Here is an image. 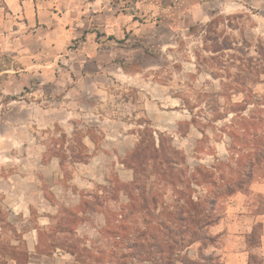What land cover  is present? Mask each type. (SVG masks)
Returning <instances> with one entry per match:
<instances>
[{
    "label": "rangeland",
    "instance_id": "obj_1",
    "mask_svg": "<svg viewBox=\"0 0 264 264\" xmlns=\"http://www.w3.org/2000/svg\"><path fill=\"white\" fill-rule=\"evenodd\" d=\"M36 1L27 15L21 0H11L8 16L11 43L23 36L16 43L27 47L29 64L37 66L27 69L35 76L23 79L27 86L20 103L0 92V206L25 246L26 241L34 244V251L26 247L32 255L27 264H135L134 258L121 259L123 246L107 234L111 213L127 197L122 189L101 187L132 180V170L122 163L139 140L136 131L143 129V120L165 135V147L170 138L184 152L190 169L213 166L216 177L231 175L228 138L191 125L189 108L193 115L211 117L210 112L233 109L245 97L254 101L259 96L264 103V74L259 79H214L197 71L198 39L188 29L205 24L213 14L240 15L232 20L237 28L231 36L252 44L263 41L264 0ZM231 81L244 86L236 85L238 92L222 91L220 84ZM259 108L248 105L245 112ZM85 127L102 134L96 150ZM73 131L89 154L95 151L87 163L65 160L61 167L40 142L62 140L63 134L66 146ZM191 188L194 195H203L206 187ZM169 195H164L166 203ZM227 198L219 204L220 216ZM38 229L44 232L40 250L45 254L35 250ZM50 243L62 246L51 250ZM199 253L194 243L175 264H181L184 254L197 259ZM249 257L248 264H264V255L251 252Z\"/></svg>",
    "mask_w": 264,
    "mask_h": 264
},
{
    "label": "trees",
    "instance_id": "obj_2",
    "mask_svg": "<svg viewBox=\"0 0 264 264\" xmlns=\"http://www.w3.org/2000/svg\"><path fill=\"white\" fill-rule=\"evenodd\" d=\"M240 17L213 14L205 24L189 27V35L198 39L195 52L197 71L214 79L224 76L225 79H259L264 74V40L259 39L252 44L243 39L237 41L231 36L230 31L237 28L232 20ZM232 69L236 71L232 73ZM220 85L221 90L227 92H238L236 85L244 86L236 81ZM255 98L250 101L245 97L233 109L222 113L210 112L211 117L202 113L193 115L192 108H189L191 125L202 130L215 129L220 133H215L216 137L222 135L228 138V151L232 155L227 161L234 165V169L226 178L216 177L213 166L197 165L190 169L184 152L172 146L170 138L165 147V135L152 129L148 121H142L143 129L136 131L139 140L122 163L132 170V180L101 187L109 188L112 192L122 189L128 200L119 211L111 213L114 218L107 225V234L124 248L122 260L131 257L135 264H175L183 250L198 243L201 252L198 258L191 259L184 254L181 264H221L214 254L203 253L215 244L216 237L210 233V227L221 217L217 212L221 200L243 191L255 179H264V109L259 108L264 107V103L261 97ZM8 99L15 101L13 97ZM248 105H254L259 110L245 112ZM226 119L227 122L218 129L214 126ZM85 128L96 150L102 134L95 127ZM71 136L66 146L63 134L62 140L50 138L49 141L40 142L45 147V154L57 157L61 167L65 160L69 163H87L95 151L89 154L81 137L77 138V132L73 131ZM152 176L156 181L149 182ZM217 180L221 183H217ZM193 185L206 187L205 193L194 195ZM168 192L170 202L166 203L163 198ZM37 231L36 253L45 254L40 250L44 232L40 229ZM254 238L257 244L260 239L258 227L253 229L249 240ZM59 246L62 245L50 243L47 248ZM75 248H69V252L73 254ZM31 257L19 232L7 220V213L0 206V264H5L7 260L27 264ZM119 264L127 263L122 261Z\"/></svg>",
    "mask_w": 264,
    "mask_h": 264
},
{
    "label": "crops",
    "instance_id": "obj_3",
    "mask_svg": "<svg viewBox=\"0 0 264 264\" xmlns=\"http://www.w3.org/2000/svg\"><path fill=\"white\" fill-rule=\"evenodd\" d=\"M27 15L30 7L35 10L36 0H21ZM11 0H1L0 3V79H5L0 84V92L6 96L17 98L20 103L21 93L27 84L23 79H28L34 74H27V69L36 67L37 63L29 64V51L21 45L23 36L13 38L12 31L7 27ZM10 30V31H9ZM35 58V57H34ZM36 59V58H35ZM34 59V60H35ZM3 77V78H1ZM0 104V115H1ZM226 210L215 225L210 227V233L216 237V245L210 246L209 253L214 254L221 264H248L249 254L264 255V179H255L243 191H237L227 198ZM258 227L260 239L254 246L249 244V237L253 229ZM27 240V239H25ZM29 251H34V244L29 246Z\"/></svg>",
    "mask_w": 264,
    "mask_h": 264
}]
</instances>
